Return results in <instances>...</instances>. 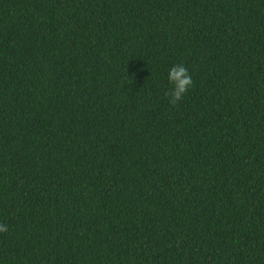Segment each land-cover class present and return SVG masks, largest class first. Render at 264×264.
I'll use <instances>...</instances> for the list:
<instances>
[{"label":"trees","instance_id":"1","mask_svg":"<svg viewBox=\"0 0 264 264\" xmlns=\"http://www.w3.org/2000/svg\"><path fill=\"white\" fill-rule=\"evenodd\" d=\"M0 224V264H264V0H0Z\"/></svg>","mask_w":264,"mask_h":264},{"label":"clouds","instance_id":"2","mask_svg":"<svg viewBox=\"0 0 264 264\" xmlns=\"http://www.w3.org/2000/svg\"><path fill=\"white\" fill-rule=\"evenodd\" d=\"M167 80L170 88L165 92L169 103L175 105L181 101L187 91L192 87L193 80L189 70L183 64H174L167 70ZM7 225L0 224V232L6 231Z\"/></svg>","mask_w":264,"mask_h":264}]
</instances>
